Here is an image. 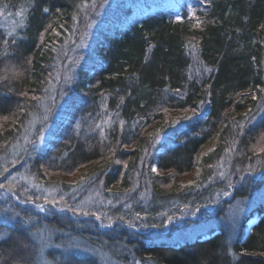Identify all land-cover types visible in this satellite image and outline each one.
<instances>
[{
    "label": "trees",
    "instance_id": "1",
    "mask_svg": "<svg viewBox=\"0 0 264 264\" xmlns=\"http://www.w3.org/2000/svg\"><path fill=\"white\" fill-rule=\"evenodd\" d=\"M17 10L18 24L0 25V183L15 176L19 192L25 170L74 208L94 194L92 207L122 225L0 200L10 218L0 264L32 263L43 226L102 249L112 264H264V202L237 226L226 220L232 200L264 186V173L242 175L264 160V0H0V14ZM252 108L260 111L249 121ZM232 146L227 175L216 179ZM193 170L194 180L180 181ZM79 172L74 184L63 179ZM184 210L194 218L171 222L167 235L211 219L218 227L163 240L168 218ZM69 260L104 264L81 251Z\"/></svg>",
    "mask_w": 264,
    "mask_h": 264
},
{
    "label": "rangeland",
    "instance_id": "2",
    "mask_svg": "<svg viewBox=\"0 0 264 264\" xmlns=\"http://www.w3.org/2000/svg\"><path fill=\"white\" fill-rule=\"evenodd\" d=\"M115 1L117 0H109L110 4H113ZM177 1L181 3L182 0ZM17 13H20V11L17 10L16 12L10 13L9 15L0 14V25L4 26L5 28H13L16 24H18L21 18V13L20 15H17ZM98 14L100 16H103L104 9L98 11ZM174 17H179L178 6L175 7ZM92 26L93 22L84 32V35L81 36V44H85L86 38L88 37L89 31L92 29ZM259 111L260 109H250L249 115L247 116L249 121L255 119ZM213 145L214 141H209L203 147L201 153L203 154L208 152L212 149ZM233 150V146L232 148H227L225 154H223V156L217 161L214 169V176L216 179L226 177L228 168L231 164V156L233 154ZM259 165L264 166V160L257 161L256 163L251 164V166L242 175L253 178H258L262 176V173H264V169L260 170ZM196 173L197 170H193L189 174L182 176L180 181L194 180ZM80 176L81 172H79L78 174L65 175L63 179L66 180L68 183L74 184ZM21 177L24 178L22 179ZM242 180H245L244 177ZM17 182L19 192L16 191L15 188L12 190L0 188V200H15L19 204L31 208L33 212L41 213L44 215L58 214L63 217H70L75 221L81 222L82 224H91L99 228H108L114 226L115 223H119V225H122L120 223L121 220L112 218L110 213H108L107 211L95 209L92 207L93 203L99 199L95 197L94 194L86 197L84 201L85 203L82 205L83 211L73 212L71 211V209H73L74 207L72 203L69 202L66 196H64L57 189L51 188L43 183L37 182L27 173V171H22V173L20 174V178L17 179ZM4 183L5 182H2L0 184ZM23 190L25 191V193ZM37 197H39V199H37ZM45 197H47L49 201L54 199L56 203L46 202ZM61 197H63V200L60 199ZM223 197L228 198L230 196L228 194H223L222 196H220L219 200ZM259 201L264 202V186L247 200H232L227 210L226 220L237 226L241 222L243 217L247 213H249ZM37 205H39V207H37ZM215 206L216 205H209L208 208L214 209ZM84 212H87L88 214L85 215ZM4 213H6V210L0 211V238H2L7 231L4 227V223L10 224V218L5 220L3 215ZM187 218H194V215L188 214L186 210L176 216L169 217L165 223V228L160 231L163 234L162 239L165 241H172L175 239V237L182 238L205 236L218 227V221L216 219H211L198 223H190L188 230H184L182 233H178L176 236H174L175 234H166L169 231L171 222H174L176 225H180ZM254 219L255 216H252L246 220V230L254 221ZM35 239L38 246L37 254L32 263L30 264H67L70 261L69 256L76 251H81L94 255L96 254L103 260L104 264H112L108 258L107 253H105L102 249H95L91 245L87 244L85 241L76 238V236L74 235H64L62 233L50 230L49 228L43 226L40 227L39 230L36 232Z\"/></svg>",
    "mask_w": 264,
    "mask_h": 264
},
{
    "label": "snow or ice",
    "instance_id": "3",
    "mask_svg": "<svg viewBox=\"0 0 264 264\" xmlns=\"http://www.w3.org/2000/svg\"><path fill=\"white\" fill-rule=\"evenodd\" d=\"M45 11H47V9H45ZM17 15H20V13H17ZM262 27H264V25H262ZM4 43L7 44L8 41H5ZM57 78L59 79V77H57ZM64 82L65 83H70L71 82V76L68 75V74H66L65 75V78H64ZM63 94H64L63 91H61V95H63ZM33 99H35V100H42L44 98H42V97H33ZM53 102H54V100H53ZM44 111H45L44 119L46 120L47 119V113L49 111V108L48 107H45ZM191 111H192V113H195V109H192ZM187 118L188 117L186 116L185 119H187ZM121 123H123V122H121ZM41 131H42V129H41ZM25 139H27V137H25ZM117 163H119V161H117ZM152 170L153 171H156V168L153 166ZM4 171H7V169L5 168ZM0 175H3V172H0ZM21 178L23 179L24 177H21ZM15 179H16L15 176L8 177L7 180H6V182L4 184H0V188H6L8 190L14 189L16 187ZM224 194L227 195L228 193H224ZM37 199H39V197H37ZM60 199L63 200V197H61ZM45 201L46 202H50V203H56V201L54 199L51 200V201H49L47 199V197H45ZM37 207H39V205H37ZM71 211H73V212L83 211V207H82V205H78L76 208L71 209ZM84 214L87 215L88 213L87 212H84ZM137 215H139V214H137ZM97 218H99V217H97Z\"/></svg>",
    "mask_w": 264,
    "mask_h": 264
}]
</instances>
